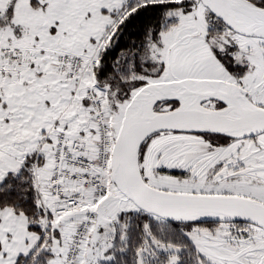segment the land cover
Returning <instances> with one entry per match:
<instances>
[{"label": "snow or ice", "instance_id": "snow-or-ice-1", "mask_svg": "<svg viewBox=\"0 0 264 264\" xmlns=\"http://www.w3.org/2000/svg\"><path fill=\"white\" fill-rule=\"evenodd\" d=\"M0 264H264V0H0Z\"/></svg>", "mask_w": 264, "mask_h": 264}]
</instances>
